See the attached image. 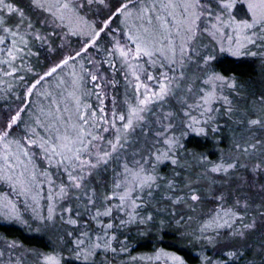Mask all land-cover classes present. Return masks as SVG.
<instances>
[{"label": "snow or ice", "instance_id": "snow-or-ice-1", "mask_svg": "<svg viewBox=\"0 0 264 264\" xmlns=\"http://www.w3.org/2000/svg\"><path fill=\"white\" fill-rule=\"evenodd\" d=\"M0 98V264H264V0H0Z\"/></svg>", "mask_w": 264, "mask_h": 264}, {"label": "trees", "instance_id": "trees-1", "mask_svg": "<svg viewBox=\"0 0 264 264\" xmlns=\"http://www.w3.org/2000/svg\"><path fill=\"white\" fill-rule=\"evenodd\" d=\"M225 67H237V71L245 74V78L251 76L253 79H257V66L251 61L243 62L242 65L237 66L232 63L231 57H224ZM6 103L3 98H0V109L6 107ZM0 236L5 240H17L18 242L24 244L25 247L29 248H43L44 241L40 236L35 235L32 232H29L27 227L20 225L18 223H9L0 220ZM143 246L137 248L135 255H140L142 253H150L152 251V245L147 244V242H142ZM165 250L174 251L175 247L172 245L171 236H166L163 239L161 244ZM3 247L0 246V249ZM179 254L185 255V258L189 260V264H198L197 261L192 260L187 252H181ZM15 255V253H14ZM7 256H5V259Z\"/></svg>", "mask_w": 264, "mask_h": 264}, {"label": "rangeland", "instance_id": "rangeland-1", "mask_svg": "<svg viewBox=\"0 0 264 264\" xmlns=\"http://www.w3.org/2000/svg\"><path fill=\"white\" fill-rule=\"evenodd\" d=\"M1 221H4V220H2V219H0ZM4 222H6V221H4ZM1 237V236H0ZM5 240V239H4ZM0 246L1 247H3V243L2 242H0Z\"/></svg>", "mask_w": 264, "mask_h": 264}]
</instances>
